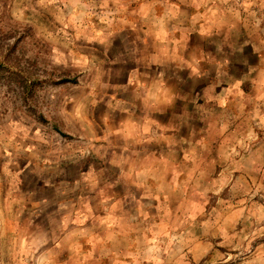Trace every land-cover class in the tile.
<instances>
[{"label": "rangeland", "instance_id": "rangeland-1", "mask_svg": "<svg viewBox=\"0 0 264 264\" xmlns=\"http://www.w3.org/2000/svg\"><path fill=\"white\" fill-rule=\"evenodd\" d=\"M258 17L264 34V11ZM113 59L115 0H0V264H48L57 185L74 189L62 176L86 173L95 192L94 175L115 173L101 160L111 149L96 147L112 143L102 114ZM258 102L216 107L215 132L184 151L182 210L179 198L166 202L163 237L178 238L163 242L169 253L188 255L194 237L207 244L200 264H264L253 259H264V95Z\"/></svg>", "mask_w": 264, "mask_h": 264}, {"label": "crops", "instance_id": "crops-1", "mask_svg": "<svg viewBox=\"0 0 264 264\" xmlns=\"http://www.w3.org/2000/svg\"><path fill=\"white\" fill-rule=\"evenodd\" d=\"M262 11L264 0H115V81L110 89L105 84L102 114L111 119L103 133L112 143L96 145L111 149V158L101 160L115 173L94 175L95 192L86 173L57 181L74 189L57 185L60 232L43 261L200 264L207 244L197 238L190 239L188 255L163 246L178 240L163 237L170 228L166 202L176 197L177 206L179 198L182 210L184 151L200 149L201 132H215V108L247 109L252 103L256 109L263 100ZM137 21L143 23L139 29ZM45 201L38 202L39 210L50 204ZM259 258L264 261L261 254L253 259Z\"/></svg>", "mask_w": 264, "mask_h": 264}]
</instances>
